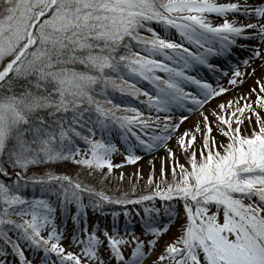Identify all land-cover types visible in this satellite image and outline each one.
<instances>
[{
    "label": "snow or ice",
    "instance_id": "1",
    "mask_svg": "<svg viewBox=\"0 0 264 264\" xmlns=\"http://www.w3.org/2000/svg\"><path fill=\"white\" fill-rule=\"evenodd\" d=\"M184 113L198 118L177 131ZM161 148L145 190L98 187ZM113 204L124 223L89 225ZM153 253L264 264V0H0V264Z\"/></svg>",
    "mask_w": 264,
    "mask_h": 264
},
{
    "label": "rangeland",
    "instance_id": "2",
    "mask_svg": "<svg viewBox=\"0 0 264 264\" xmlns=\"http://www.w3.org/2000/svg\"><path fill=\"white\" fill-rule=\"evenodd\" d=\"M201 74L205 76L206 74V70L204 68L200 69ZM226 80V78H224V81ZM223 81V82H224ZM250 85H252L250 83V78L245 80L244 84L241 85V89H245L247 87H249ZM232 95V92L229 93H225L223 94L221 97H219L218 99H225L226 97H228L229 95ZM216 101H210L209 104H206L204 107L208 108L210 105H213ZM185 115L188 116V119L181 124L180 128L177 129V131H181L182 129L188 127L189 125L192 124L191 119H193V117L195 115H197V113H192V114H187L184 113ZM117 143H119V141H117ZM156 153H150V154H141V159L139 161H136L135 163H125L122 165L121 168H114L112 171V175L110 177H108L104 182L106 187L108 188V186L110 187H114V188H120L123 191H128L127 189H129V186L131 183H135L136 186L138 185L137 181H134L136 179V171L139 170L140 173V178H143L144 180L146 179V175L149 171H153L154 176L155 175H159V168H160V157L157 158L154 156V154ZM139 154V153H138ZM123 152H117L114 153L112 156V160L113 163H119L122 159H123ZM164 157V156H162ZM151 159V164H149V160ZM69 165H67L66 167H68ZM167 170H168V163H167V159H165V175H167ZM71 171H73V169H71ZM123 172L124 174V178L123 181H119L117 179V177L119 176V174ZM131 176V181L129 180V177ZM120 185V187H119ZM157 203L155 202V206L157 208H161V215H160V219H164V215H163V209L161 207V201L159 200V198L156 199ZM132 206V207H131ZM128 206V208L131 210L134 207L137 208V206L131 205ZM142 214V213H141ZM111 215H107L105 217L104 223H110L111 222ZM94 219H100L101 217H97L96 215H93V212L88 209V223L91 226L92 223H95V221H93ZM134 220H138V217H133ZM125 218L123 217V213L121 212L120 215V222L124 223ZM70 223V222H69ZM70 230V229H69ZM137 231H139V226L137 225ZM175 229H172V231H174ZM163 239H167V236L163 237ZM65 243H67V241H65ZM157 251H159V246H157ZM155 257V253L152 254V256L149 258V260L145 261V264H149V261L151 259H154Z\"/></svg>",
    "mask_w": 264,
    "mask_h": 264
},
{
    "label": "trees",
    "instance_id": "3",
    "mask_svg": "<svg viewBox=\"0 0 264 264\" xmlns=\"http://www.w3.org/2000/svg\"><path fill=\"white\" fill-rule=\"evenodd\" d=\"M112 98H113V102H119L120 94L116 93L113 95ZM68 164H69V166L66 167ZM68 164L57 165V170H67L70 173H72L73 175H75L76 174V172H75L76 166L72 165L71 163H68ZM71 169H73V171H71ZM81 179H85V180H88L89 182H91V178L85 177L82 173H81ZM134 181H137V178ZM137 182H138V185H137V194H138L140 191L145 190L144 189L145 180L143 178H140L139 181H137ZM98 187H102L104 190L108 191L109 193L115 192L116 194H119V191H121L120 188L116 189V188L110 187V186H108V188H107L105 185V182H103L102 184H98ZM119 187H120V185H119ZM155 202L157 203V200ZM113 210L122 212L121 206L114 205V204L113 205H105L104 212L106 214H110L111 211H113ZM93 213L95 215H101V213H99V212H93ZM103 216H105V215H103Z\"/></svg>",
    "mask_w": 264,
    "mask_h": 264
},
{
    "label": "bare ground",
    "instance_id": "4",
    "mask_svg": "<svg viewBox=\"0 0 264 264\" xmlns=\"http://www.w3.org/2000/svg\"><path fill=\"white\" fill-rule=\"evenodd\" d=\"M243 51V50H242ZM250 83L252 84V80H251V78H250ZM231 95V94H230ZM229 95V96H230ZM198 118V116L197 115H195L194 117H193V119H191V122H193L194 120H196ZM170 143V145H171V141L169 142ZM154 156L155 157H157V158H159V157H162V156H165V151H164V149L163 148H161V149H158L157 151H156V153L154 154Z\"/></svg>",
    "mask_w": 264,
    "mask_h": 264
}]
</instances>
